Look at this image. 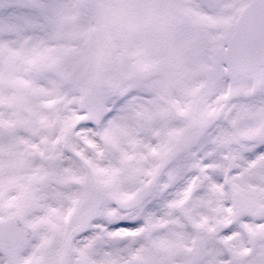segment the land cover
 <instances>
[{"label":"snow or ice","instance_id":"1","mask_svg":"<svg viewBox=\"0 0 264 264\" xmlns=\"http://www.w3.org/2000/svg\"><path fill=\"white\" fill-rule=\"evenodd\" d=\"M0 264H264V0H0Z\"/></svg>","mask_w":264,"mask_h":264}]
</instances>
